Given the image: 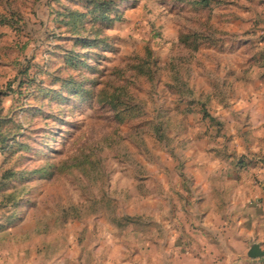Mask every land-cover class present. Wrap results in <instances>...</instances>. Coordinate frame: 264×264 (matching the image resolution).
Here are the masks:
<instances>
[{
	"label": "rangeland",
	"instance_id": "1",
	"mask_svg": "<svg viewBox=\"0 0 264 264\" xmlns=\"http://www.w3.org/2000/svg\"><path fill=\"white\" fill-rule=\"evenodd\" d=\"M114 1L120 19L89 49L58 28V3L0 0L14 21L0 26V234L20 228L25 253L49 262L126 263L158 246L163 221L174 235L197 190L190 159L264 170V117H234L235 140L215 115L242 90L264 94V0Z\"/></svg>",
	"mask_w": 264,
	"mask_h": 264
},
{
	"label": "crops",
	"instance_id": "2",
	"mask_svg": "<svg viewBox=\"0 0 264 264\" xmlns=\"http://www.w3.org/2000/svg\"><path fill=\"white\" fill-rule=\"evenodd\" d=\"M262 100L264 94L257 88L242 90L231 102L232 108L223 111L221 107L222 111L215 115L221 121L228 119L227 123H233L229 133L236 140L239 125L234 117L256 113L264 117ZM259 124L258 133L248 128L243 132L264 137V118ZM252 141V146L257 142L261 148L258 157H263L264 139L253 137ZM209 154L210 159H190L197 190H193L192 203L175 207L174 235H168L172 228L167 220L163 221L158 246L150 245L138 254L128 253V262L121 264H264L263 164L258 162V168L250 172H227L223 171V160ZM170 208L164 206L163 215ZM26 239L20 228L1 233L0 264H67V253L51 262L37 253L27 255ZM254 244L260 246L257 258L249 255Z\"/></svg>",
	"mask_w": 264,
	"mask_h": 264
},
{
	"label": "trees",
	"instance_id": "3",
	"mask_svg": "<svg viewBox=\"0 0 264 264\" xmlns=\"http://www.w3.org/2000/svg\"><path fill=\"white\" fill-rule=\"evenodd\" d=\"M70 2H76L81 9H73L72 7L62 5L59 0H52L53 3H58V9L53 11L55 14L54 20L58 22L59 29H66V33L69 35L68 41H72L74 46H80L83 48H98L105 42L106 39H101L104 34V30L110 28V26L120 19L117 4L114 0H69ZM211 0H195L199 4H209ZM92 23V32L87 29V24ZM14 21L8 19L7 16L0 14V26L13 27ZM96 28V29H95ZM59 35L58 37H61ZM194 44L193 51H198L199 40H203L204 36L199 33H193ZM56 39V37H54ZM67 38V37H64ZM186 38V37H185ZM209 39V38H208ZM207 39V40H208ZM185 44H188L187 39L182 37ZM56 50L58 47L55 48ZM81 56L76 54L73 50H67L66 61L68 64H73L78 61ZM83 57V56H82ZM112 101V100H111ZM212 119V117H211Z\"/></svg>",
	"mask_w": 264,
	"mask_h": 264
},
{
	"label": "water",
	"instance_id": "4",
	"mask_svg": "<svg viewBox=\"0 0 264 264\" xmlns=\"http://www.w3.org/2000/svg\"><path fill=\"white\" fill-rule=\"evenodd\" d=\"M261 252H260V246L259 245H257V244H254V245H252V247H251V250H250V257L251 258H257V257H259Z\"/></svg>",
	"mask_w": 264,
	"mask_h": 264
}]
</instances>
